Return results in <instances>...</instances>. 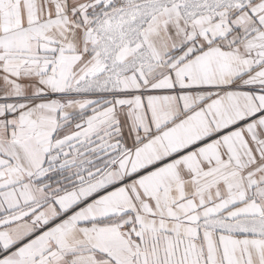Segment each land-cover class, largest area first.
Wrapping results in <instances>:
<instances>
[{
    "label": "snow or ice",
    "instance_id": "snow-or-ice-1",
    "mask_svg": "<svg viewBox=\"0 0 264 264\" xmlns=\"http://www.w3.org/2000/svg\"><path fill=\"white\" fill-rule=\"evenodd\" d=\"M0 264H264V0H0Z\"/></svg>",
    "mask_w": 264,
    "mask_h": 264
}]
</instances>
